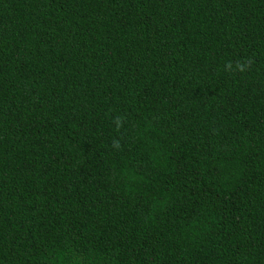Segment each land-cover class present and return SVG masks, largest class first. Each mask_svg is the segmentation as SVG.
Instances as JSON below:
<instances>
[{"label": "trees", "instance_id": "1", "mask_svg": "<svg viewBox=\"0 0 264 264\" xmlns=\"http://www.w3.org/2000/svg\"><path fill=\"white\" fill-rule=\"evenodd\" d=\"M0 264H264V0H0Z\"/></svg>", "mask_w": 264, "mask_h": 264}]
</instances>
